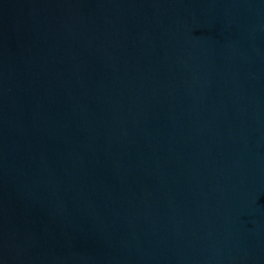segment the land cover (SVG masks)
<instances>
[{"label": "water", "instance_id": "1", "mask_svg": "<svg viewBox=\"0 0 264 264\" xmlns=\"http://www.w3.org/2000/svg\"><path fill=\"white\" fill-rule=\"evenodd\" d=\"M0 264H264V0H0Z\"/></svg>", "mask_w": 264, "mask_h": 264}]
</instances>
